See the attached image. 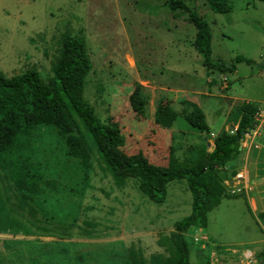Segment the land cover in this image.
<instances>
[{"label":"rangeland","instance_id":"obj_1","mask_svg":"<svg viewBox=\"0 0 264 264\" xmlns=\"http://www.w3.org/2000/svg\"><path fill=\"white\" fill-rule=\"evenodd\" d=\"M185 1L211 30L210 70L193 47L196 28L186 16L173 18L165 0H0V70L10 77L33 68L48 81L61 35L80 36L91 62L84 99L100 122L119 123L125 136L122 150L141 151L150 162L166 165L173 147L179 159L190 161L203 146L210 150L219 132L235 131L242 103L264 107V2L226 0L231 12L215 13L206 0ZM237 55L252 63H235ZM220 62L235 63V69L219 67ZM160 100L180 113L182 101L196 103L210 133L196 132L182 117L169 129L156 125ZM254 141L258 148H251L248 161L237 160L244 155L240 151L229 165L230 171L244 173L248 191L224 198L209 211L204 228L187 230L192 264L208 261L212 249H201L202 242L239 253L264 249L259 215L264 211V121ZM34 149V159L49 178L58 179L60 190L42 195L47 219L38 209L41 224H30L24 204L5 201L15 199L0 178L2 264H127L130 250L148 259L162 250L159 236L191 211L185 179L169 182L166 199L158 204L143 195L137 180L118 182L94 146L86 172L79 160L66 155L64 140L53 128L44 130ZM237 260L225 262L242 264Z\"/></svg>","mask_w":264,"mask_h":264},{"label":"trees","instance_id":"obj_2","mask_svg":"<svg viewBox=\"0 0 264 264\" xmlns=\"http://www.w3.org/2000/svg\"><path fill=\"white\" fill-rule=\"evenodd\" d=\"M165 3L173 18L186 16L194 25L196 35L193 47L203 56L206 69H212L214 63L211 62V30L208 23L185 0H165ZM206 3L215 13H229L232 10L226 0H206ZM234 62L251 64L252 60L237 55ZM235 63L227 66L220 62L218 66L232 71ZM51 66L53 76L48 81H44L33 68L10 77L0 70V178L8 183L15 199L11 202L10 198H5V201L13 206L24 204L26 207L23 211L30 224L38 220L39 210L43 221H46L47 210L41 204L42 195L58 192L60 182L49 178L42 163L34 159V143L46 128H53L64 140L66 155L79 160L84 172L91 167L94 146L98 157L118 182L137 180L138 189L154 203L165 201L169 182L185 179L192 197L190 213L176 221L168 234L159 236L157 245L161 251L147 259L140 250H130L131 261L127 260V264H192L185 234L192 226L204 228L207 214L224 198L239 195L229 193L225 180L237 172L235 168L230 171L229 165L241 151L240 140L253 128L254 116L260 107L251 102L242 103L236 130L219 132L213 139V150L203 146L187 161L179 159L174 153L175 149L170 147L167 164L157 165L141 151L126 154L122 150L125 136L119 123L112 120L106 124L100 122L92 106L84 99L83 89L91 62L82 37L63 33ZM138 103L141 107L145 104ZM182 103L184 108L180 113L168 101H158L154 123L169 129L178 117H182L196 132L210 133L203 110L192 101L184 100ZM246 204L251 212L250 205ZM1 210H4V206L0 202ZM259 215L264 219V211ZM41 222L36 221V224ZM49 231L53 234L51 228ZM256 256L264 262V250Z\"/></svg>","mask_w":264,"mask_h":264},{"label":"built area","instance_id":"obj_3","mask_svg":"<svg viewBox=\"0 0 264 264\" xmlns=\"http://www.w3.org/2000/svg\"><path fill=\"white\" fill-rule=\"evenodd\" d=\"M223 81H226V78H223ZM264 107H260L254 116V126L253 128L249 129L244 136L241 138L242 145L241 148L247 147H254V149L258 148L256 140L258 134H260V129L262 128V123L264 120ZM231 132H234L231 130ZM244 181V173L242 171H237L236 174L231 177L230 179L225 180L226 187L230 194H242L243 192L248 191V184L243 183ZM195 242H200V238L198 236L194 237ZM201 249H205L209 247L207 242H202L200 244ZM211 253L209 252L210 256H208L207 264H227L225 260L238 259L242 264H264L257 258V253H254L251 249H244L239 253L238 250L230 249L228 247H223L222 245H216L210 243ZM264 250V249H262ZM260 250V251H262ZM259 251V252H260ZM233 253V254H232ZM239 253V255H238ZM231 258H229V257ZM229 264V263H228Z\"/></svg>","mask_w":264,"mask_h":264},{"label":"crops","instance_id":"obj_4","mask_svg":"<svg viewBox=\"0 0 264 264\" xmlns=\"http://www.w3.org/2000/svg\"><path fill=\"white\" fill-rule=\"evenodd\" d=\"M209 81H211V80H209ZM155 108H156V105H155ZM252 150L253 149H251L250 147L242 148L241 153L244 154L243 155L244 157L241 155L237 160L238 161H240V160L244 161L245 160V162L248 161V157L250 156V153L252 152ZM252 155H255V153H253Z\"/></svg>","mask_w":264,"mask_h":264},{"label":"water","instance_id":"obj_5","mask_svg":"<svg viewBox=\"0 0 264 264\" xmlns=\"http://www.w3.org/2000/svg\"><path fill=\"white\" fill-rule=\"evenodd\" d=\"M233 127L235 128V126H233ZM213 148H214V144H212L210 151L213 150Z\"/></svg>","mask_w":264,"mask_h":264},{"label":"clouds","instance_id":"obj_6","mask_svg":"<svg viewBox=\"0 0 264 264\" xmlns=\"http://www.w3.org/2000/svg\"><path fill=\"white\" fill-rule=\"evenodd\" d=\"M236 130V129H235Z\"/></svg>","mask_w":264,"mask_h":264}]
</instances>
